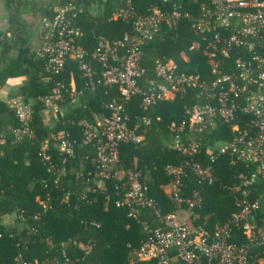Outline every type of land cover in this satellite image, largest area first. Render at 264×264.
Listing matches in <instances>:
<instances>
[{"label": "trees", "instance_id": "trees-1", "mask_svg": "<svg viewBox=\"0 0 264 264\" xmlns=\"http://www.w3.org/2000/svg\"><path fill=\"white\" fill-rule=\"evenodd\" d=\"M18 0H6L8 23L6 31L0 29V82L8 77L24 76L25 83L13 93L32 104L30 122L34 139L17 136L13 128L19 119L10 101L0 99V264H19L18 257L41 264H128V252L138 247L144 238L141 221L152 226L162 225L159 214L175 210V203L165 192L173 174L167 170L169 163L209 162L210 148L215 142L231 140L235 134L230 124L212 121L197 133L201 139L200 151L191 159L171 147L172 122L180 123L186 117V109L196 103L209 100L208 92L201 86L190 87L177 93L173 99L160 101L144 108L142 95L127 97L126 110L131 116L130 125L139 122L145 138L140 143H122L119 163L111 169H139L147 186V196L153 204L141 206L138 216L128 214L126 205H118L121 185L125 178L108 177L99 187L93 178L96 169L93 157L97 143L84 142L81 120L95 122L109 114L106 104L121 98L117 85L108 87L97 83L92 86L84 75L80 61L67 57L63 69L55 74L48 57L37 53L34 40L24 29V21L15 4ZM209 0H50L41 8L42 17L53 14L56 5L72 4L75 20L82 30L76 43L86 51V59L101 39L114 41L133 33L132 18L112 17L122 8L130 7L136 14H146L153 6L171 10L175 6L183 12L198 14L201 5ZM99 9L92 11V5ZM41 35V32H40ZM200 38L187 18L176 28L164 26L147 38L142 45L141 63L144 73L139 78L143 88L155 77V60L172 58L179 71L198 73L201 80L211 81L215 74L205 53V48H191ZM41 43V37H40ZM40 45V44H39ZM239 50L223 59L224 72H237L235 59ZM241 53V52H240ZM96 68L94 79L101 72L100 63L92 59ZM60 80L65 84L66 96L57 116L45 118L43 97ZM75 89H71V81ZM72 93V94H71ZM237 120L241 126L250 116L241 112ZM63 130L76 142L74 157L64 159L51 133ZM48 139L49 158H42L41 145ZM217 180L209 183L188 168L186 192L198 189L202 203L195 208L192 222L213 230L228 222L239 210L233 184L241 170L253 168L244 161L235 162L228 154L220 155L214 162ZM248 198L253 199L264 191V180L258 178L251 186ZM256 214L261 223L264 203ZM233 240L246 242L241 228L233 227ZM253 252L264 256V247L251 245ZM173 264H186L174 255Z\"/></svg>", "mask_w": 264, "mask_h": 264}, {"label": "built area", "instance_id": "built-area-1", "mask_svg": "<svg viewBox=\"0 0 264 264\" xmlns=\"http://www.w3.org/2000/svg\"><path fill=\"white\" fill-rule=\"evenodd\" d=\"M73 8L71 3L56 5L52 15L42 17L41 43L37 53L48 57L55 74L60 73L66 58L71 57L80 61L92 86L97 83L118 86L121 98H114L106 104L109 114L95 122L83 119L81 124L83 141L97 143L93 157L96 185H105L108 177H124L121 185L123 194L116 203L126 205L130 216H138L141 206L154 202L147 196L141 170L116 169L111 173L113 166L119 163L121 144L140 143L145 138L139 122L130 125L131 116L125 108L127 97L141 94V105L146 108L173 99L177 93H183L190 87L206 89L209 100L188 107L187 117L171 125L174 131L171 147L191 159L200 151L201 139L197 133L212 121L230 124L235 131L231 140L215 142L211 146L209 162L205 165L198 161L167 164V170L173 177L165 192L175 203V210L159 214L162 223L159 227L146 220L141 221L144 238L138 247L129 250L128 264H173L174 255L186 264H264L261 252L251 250V245L264 247V217L261 223L256 219L264 203V191L253 199L248 198L250 186L259 177L264 180V0H209L195 15L176 6L171 10L153 6L146 14H136L130 7L118 9L112 17H131L133 33L114 41L101 39L90 59H86L87 51L76 43L82 30L76 23ZM185 18L200 35L192 42L191 48H205L215 77L211 81L201 80L198 73L179 71L172 58L158 57L155 60V77L150 78L147 87L143 88L139 83L144 73L141 63L143 42L164 26L178 27ZM236 50L241 52L235 59L237 72H224L223 59ZM92 59L100 63L101 72L97 79H94L96 68ZM71 89H75L73 80ZM67 90L63 82L55 81L52 90L43 97L42 115L45 118L57 116ZM11 105L19 119L13 132L17 136L34 139L30 125L32 104L16 97L12 98ZM241 112L250 116L249 122L243 126L237 122ZM50 137L57 141L64 159L75 156L76 142L66 136L65 131L51 133ZM47 149L48 139H45L41 145L45 160L49 158ZM222 154L230 155L235 162L244 161L253 168L239 171L238 180L233 184L234 192L242 191L241 196H236L239 210L228 222L210 230L192 222L195 208L201 205L203 197L198 189L187 194L186 178L190 168L203 180L215 182L218 177L214 162ZM234 225L242 229L246 242L233 240ZM18 260L19 264H41L21 257Z\"/></svg>", "mask_w": 264, "mask_h": 264}, {"label": "rangeland", "instance_id": "rangeland-1", "mask_svg": "<svg viewBox=\"0 0 264 264\" xmlns=\"http://www.w3.org/2000/svg\"><path fill=\"white\" fill-rule=\"evenodd\" d=\"M50 0H18L15 7L19 10L21 19L24 21V29L28 37L36 40L40 38L43 6H48ZM7 6V4H6ZM9 10V7L7 8ZM92 11L99 9L97 4L92 5Z\"/></svg>", "mask_w": 264, "mask_h": 264}, {"label": "crops", "instance_id": "crops-1", "mask_svg": "<svg viewBox=\"0 0 264 264\" xmlns=\"http://www.w3.org/2000/svg\"><path fill=\"white\" fill-rule=\"evenodd\" d=\"M6 0H0V29L6 31L8 23V9ZM41 37V35H40ZM40 44V38L34 40L33 47L37 48ZM25 83L24 76L8 77L5 81L0 82V99L10 101L13 98V93L17 91L22 84ZM120 176L123 172L120 170ZM182 215H184L182 213Z\"/></svg>", "mask_w": 264, "mask_h": 264}]
</instances>
